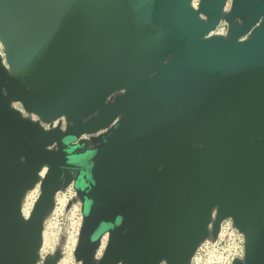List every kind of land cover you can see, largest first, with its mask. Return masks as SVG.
<instances>
[{"label":"water","instance_id":"95a60500","mask_svg":"<svg viewBox=\"0 0 264 264\" xmlns=\"http://www.w3.org/2000/svg\"><path fill=\"white\" fill-rule=\"evenodd\" d=\"M227 1L0 0V264H36L71 181L80 264H190L226 217L244 237L233 264H264V0ZM222 18L226 37H206Z\"/></svg>","mask_w":264,"mask_h":264},{"label":"rangeland","instance_id":"374dc122","mask_svg":"<svg viewBox=\"0 0 264 264\" xmlns=\"http://www.w3.org/2000/svg\"><path fill=\"white\" fill-rule=\"evenodd\" d=\"M200 1V0H199ZM199 3V2H198ZM232 7V1L228 0L225 4V12H229L230 9ZM202 18L205 20V16L203 14ZM224 23L225 26V30L224 33H227V24L224 18H222V21L218 24V26L221 27V25ZM1 42V40H0ZM16 108V107H15ZM26 117H32L29 113L25 112ZM36 116V115H34ZM33 118V117H32ZM37 119V118H34ZM56 123V124H55ZM59 120H54L53 122H51L50 124H44L43 127L45 129L51 128V127H55L59 124ZM90 142L89 140H86V142H82V144L79 146L81 149H84L86 146H89ZM47 172V170H46ZM45 172V175H46ZM72 177H76L77 172L75 170H72ZM44 179V178H43ZM38 186H40V183L38 185L34 186L30 189V190H25V195L21 200V204H25L30 202V206L31 208L34 207V201H33V197H32V193L34 194L35 191L34 189H36ZM76 181H71L67 184L66 187H61L60 189V198L63 197L62 201L65 200V198H67V202L64 205V209H63V213L58 216L59 218L57 219L58 223L56 226V231L57 229L60 228V233L58 236V242L54 247V251L53 252H46L49 254H52L53 258L56 257V252H60L62 256L58 257L56 259V262L59 264H63L64 262L62 261L64 253H63V247L66 250V254H65V258H66V264H80L79 261L76 260L75 256L72 255V251L71 250H67L66 246H71L76 228L78 226V223L81 220V211H80V206H81V199L79 198V196H76L75 191H76ZM67 189H70L69 191H67ZM65 192L64 196L62 195ZM29 197H31V199H29ZM53 210V209H52ZM52 210L49 212L48 215L51 214ZM49 217V216H48ZM53 221L56 222V219H53ZM73 230H72V228ZM66 230H68V235L65 237L66 235ZM72 232V233H71ZM231 239L228 237V233H226L225 235H223L222 238H219V235L216 232L213 233H209V235L203 239L197 246L196 251L194 252V255L191 259V263L190 264H204L205 260L207 258H209L210 256H223V257H237L240 259V261L242 262V252L241 249H234L231 247ZM107 244V243H106ZM106 244L104 245V247L102 248V250L100 249V245H101V238L97 244V254L98 256H100L106 246ZM230 246V248H229ZM39 252H42L41 250H39ZM67 255V256H66ZM244 257V256H243ZM51 258V257H50ZM93 261L95 260V256H92ZM62 261V262H61ZM65 264V263H64ZM161 264H164L163 262Z\"/></svg>","mask_w":264,"mask_h":264},{"label":"bare ground","instance_id":"6f19581e","mask_svg":"<svg viewBox=\"0 0 264 264\" xmlns=\"http://www.w3.org/2000/svg\"><path fill=\"white\" fill-rule=\"evenodd\" d=\"M198 2H199V0H191V2H190L191 7L193 9H197L198 5H199ZM198 19L204 20L202 18L201 13L198 14ZM259 26H260V23H258L253 29L258 28ZM253 31L254 30L250 31L248 34H246L244 37H241L240 39L244 40V38L246 39V38H249V37L253 36ZM209 36L226 37V34L224 33L223 28L217 25L215 28L210 30V32H208V34H206V37H209ZM0 64H1V66L4 69L8 68V65L6 64V61H5L4 47H3V42L2 41L0 42ZM46 170H47V166H45V165H41L39 167V169L36 172L35 178H34L35 186L38 185L39 183H41V181L45 177ZM38 188H39V186L36 189H34V191L37 190ZM25 192L22 194L21 200L24 197ZM38 195L39 194L37 193L36 196L33 197L34 203H35L36 199L38 198ZM29 199H31V197H29ZM30 204L31 203L28 202V203H25V204L22 205L21 201H20V204H19V207H18V217L23 223H27L28 220L31 217L33 208H31ZM107 241H108V233L102 234V236H101V245H100V249L99 250H102V248L107 243ZM47 242H48L47 241V235L44 232V227H43V229H42V231L40 233L38 244H37L38 250H41L42 252H38L37 251V253L35 255L36 264H41L44 259H46V258L49 259L51 257L49 253H47V254L45 253L46 252L45 245H47ZM62 261L66 264V258H64ZM239 262H241V261L237 257L229 258L227 256L223 257V256L219 255V256H213V257L210 256L209 258H207L205 260L204 264H233V263H239ZM55 264H59V263H55Z\"/></svg>","mask_w":264,"mask_h":264},{"label":"built area","instance_id":"2783aa9c","mask_svg":"<svg viewBox=\"0 0 264 264\" xmlns=\"http://www.w3.org/2000/svg\"><path fill=\"white\" fill-rule=\"evenodd\" d=\"M221 27L225 30V26L224 23L221 25ZM13 107H16L18 110L23 112V115H25V111L23 110L21 104L17 103V102H13L12 103ZM33 118H37V116L31 115ZM44 125V124H43ZM70 189H67V191H69ZM39 188L37 190H35V193H32V197H35L36 194H39ZM60 191H57L54 197V207L52 208V212L50 215H48L44 221V232L47 235V245H45L46 247V252H53L54 251V247L58 242V236L60 233V228L57 229L56 231V226H57V219L59 218L58 216H60L63 213V209H64V205L67 202V198H65L64 201H62L63 197L60 198L61 194L59 193ZM65 192L62 194L64 196ZM76 194V192H75ZM65 197V196H64ZM80 211H81V206H80ZM53 219H56V222L53 221ZM82 223V211H81V220L78 223V226L76 228L71 246H66L67 250H71L72 255H74V251L77 245V240H78V235H79V230H80V226ZM72 228V227H71ZM73 230V228H72ZM72 233V232H71ZM226 233H228V237L232 240L231 241V247L234 249H241L242 252V258L244 256V237L243 234L234 226L232 219L229 217H226L224 219H222L220 221L219 224V238H222L223 235H225ZM68 235V230H66V235L65 237ZM230 248V246H229ZM45 252V253H46ZM63 259L65 258V254H66V250L63 247ZM67 256V255H66ZM62 259V260H63Z\"/></svg>","mask_w":264,"mask_h":264}]
</instances>
